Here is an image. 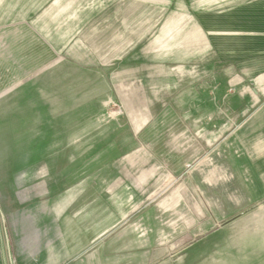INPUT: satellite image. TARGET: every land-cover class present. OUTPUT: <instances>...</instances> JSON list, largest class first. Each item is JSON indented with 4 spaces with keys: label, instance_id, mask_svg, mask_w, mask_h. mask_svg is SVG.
<instances>
[{
    "label": "crops",
    "instance_id": "crops-1",
    "mask_svg": "<svg viewBox=\"0 0 264 264\" xmlns=\"http://www.w3.org/2000/svg\"><path fill=\"white\" fill-rule=\"evenodd\" d=\"M170 3L172 13L162 21ZM93 11H99L87 25L93 28L101 26L100 16L103 27H113L117 13L124 12L128 24L140 14L132 12L154 13L139 16L137 38L144 43L114 70V99L120 70L124 106L150 111L145 118L132 115L131 122L142 124L140 144L116 153L120 160L110 169L107 188L110 207L133 205L130 211L141 213L142 227L150 226V211L157 215L153 228L173 219L179 229L169 246L156 251L191 250L203 242V261L156 264H264V0H108ZM47 20L48 14L38 24L46 27ZM24 52L33 57L38 51ZM74 196L61 198L51 210L59 214ZM35 220L30 241L43 245L42 224ZM66 234L64 253L50 255V264H62L82 248L83 243L73 246L77 230ZM13 253L0 215V264H15L22 252Z\"/></svg>",
    "mask_w": 264,
    "mask_h": 264
},
{
    "label": "rangeland",
    "instance_id": "rangeland-1",
    "mask_svg": "<svg viewBox=\"0 0 264 264\" xmlns=\"http://www.w3.org/2000/svg\"><path fill=\"white\" fill-rule=\"evenodd\" d=\"M106 2L0 3V215L10 249L14 255L22 252L15 264H50V255L64 253L61 241L70 229L77 230L73 246H83L62 264L204 260L203 242L191 250L156 251L155 247L169 246L173 230L179 229L173 228V219L161 220L162 227L153 228L157 215L150 211V226L142 227L141 213L130 211L133 205L114 202L115 209L110 207L107 188L110 169L120 158L116 153L140 144L142 124L131 120L145 118L150 111L124 106L125 77L120 70L114 99V70L122 69L144 43L137 38L142 35L139 16L154 13L132 12L140 13L132 24L124 12L117 13L116 19L112 15L113 27H103L105 16H100L99 28L87 26L99 13L93 9ZM168 7L162 21L172 13L171 3ZM47 14L50 20L41 27L38 22ZM25 49L38 52L31 57ZM97 53L104 59L96 60ZM73 194L74 199L54 214L51 205ZM168 212L167 217H173ZM35 217L42 224L43 245L30 241L36 236Z\"/></svg>",
    "mask_w": 264,
    "mask_h": 264
}]
</instances>
